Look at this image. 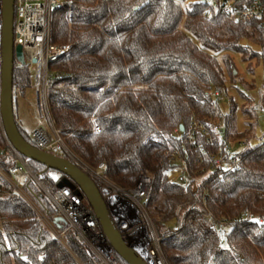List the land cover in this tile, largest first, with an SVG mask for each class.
Listing matches in <instances>:
<instances>
[{"label": "trees", "instance_id": "1", "mask_svg": "<svg viewBox=\"0 0 264 264\" xmlns=\"http://www.w3.org/2000/svg\"><path fill=\"white\" fill-rule=\"evenodd\" d=\"M50 41L70 45L49 63L64 74L46 92L54 127L82 163L104 162L112 184L129 189L141 175L151 178L144 206L166 262L264 264V136L250 144L249 120L263 114L256 104L243 108L248 121L237 131L233 100L228 112L219 105L227 97L225 74L236 76L228 51L244 61L257 58L264 87V28L215 13L201 0H61L51 12ZM213 53H221L225 71ZM12 76L15 122L35 146L14 99L16 89L33 84L30 69L14 63ZM21 158L37 178L62 176ZM17 164L0 122V171L10 174ZM179 164L185 187L167 175ZM22 190L52 223L54 207L35 182L28 178ZM36 209L0 175V264L96 263L71 231L62 245ZM112 252L115 264H127Z\"/></svg>", "mask_w": 264, "mask_h": 264}, {"label": "built area", "instance_id": "2", "mask_svg": "<svg viewBox=\"0 0 264 264\" xmlns=\"http://www.w3.org/2000/svg\"><path fill=\"white\" fill-rule=\"evenodd\" d=\"M60 1L14 0L13 45H20L22 48L24 59L22 66L34 69L33 88L36 91L37 101L40 107L43 108L49 124V129L41 124L34 127L29 132L30 138L37 148L54 155L67 156L91 178L100 182L103 197L113 216L120 221L119 229L126 230L124 235L129 243L145 250L149 259L152 260V264H168L161 251L160 238L156 236L144 206L148 201L151 178L148 175H141L135 186L129 189L112 184L104 177L106 164L101 162L95 168H91L82 163L65 145L59 131L52 123L46 92L53 85L54 79L62 77L64 74L51 71L49 63L55 61L70 49L69 44H53L50 41L51 12ZM201 1L215 13H223L233 19L252 20L264 28V0ZM215 95L219 94L216 92ZM224 96H226L225 93ZM254 110L264 115L263 104H256ZM192 125L203 129L205 134L207 133L202 125L195 122ZM94 129L97 132L100 130L99 126H94ZM215 130L218 133L220 132L218 127H215ZM208 141L210 142V139ZM7 145L16 154L18 164L10 169V174L0 171V175L23 197L25 194L22 190L23 184L28 178L35 182L40 192L52 203L54 216L63 218V222H59L60 227L48 221L49 226L47 227L54 237L66 247L63 235L67 231H71L76 241L87 246L95 255V264H115L113 252L109 251L108 242L95 218L92 207L86 199L68 187H58L57 182H53L48 178L34 176L24 160L8 142ZM225 168L233 170L234 164L227 162ZM173 171L178 172L174 180L179 178L181 186L185 187L187 180L184 176L185 171L182 164L168 170L167 175L169 176ZM206 216L210 218L211 215L208 213ZM142 222L146 227H140ZM216 233L221 236V228L217 227ZM77 262L81 264L78 260Z\"/></svg>", "mask_w": 264, "mask_h": 264}, {"label": "water", "instance_id": "3", "mask_svg": "<svg viewBox=\"0 0 264 264\" xmlns=\"http://www.w3.org/2000/svg\"><path fill=\"white\" fill-rule=\"evenodd\" d=\"M14 0H0V122L6 140L22 157L34 160L59 172L58 187H68L86 199L106 238L109 251H114L127 264H152L147 252L133 246L120 230V221L111 213L101 191L91 178L74 161L43 151L27 142L20 134L13 103L12 73L14 63L24 64L22 48L13 45ZM182 129V126H180ZM63 218L58 216L53 223L60 227Z\"/></svg>", "mask_w": 264, "mask_h": 264}, {"label": "rangeland", "instance_id": "4", "mask_svg": "<svg viewBox=\"0 0 264 264\" xmlns=\"http://www.w3.org/2000/svg\"><path fill=\"white\" fill-rule=\"evenodd\" d=\"M250 48L252 51L259 50V48L254 44L251 45ZM213 54L217 57L220 66L225 71V66L222 60L221 53H213ZM228 55L234 65L233 72L236 76L233 80H231L227 75V73L225 74V78H226L225 87H226L227 97L222 98L219 102V105L222 112H228L229 99L231 98L233 100L235 104V117H236L235 127L237 131H242L244 129L245 121H248V118L242 114V109L245 107H250L251 105L254 104H258L259 95L264 90L263 68L257 58H252L244 61L242 59V55L234 51H228ZM30 74L33 83V79H34L33 68H30ZM244 97L248 99H244ZM18 102H19V106L17 112L19 116L24 117L25 119L24 125L26 126L27 129H29L32 125L38 123H40L45 128L49 129V124L46 120L45 112L43 108L40 107V104L37 101V95L35 89L33 88V84L26 89L22 100L20 97V100ZM249 120L254 122V129H253L254 137L250 141V144L255 145L258 142H260L262 140V137L264 136V115H258L256 119L252 118ZM232 149H235V146H233ZM55 175L57 176V174ZM177 175L178 172L173 171L169 176L171 180H174ZM7 180L9 181L8 178ZM24 197L23 198L33 208L36 209L35 205L25 194ZM36 211L39 214L40 219L44 221L45 225L49 226L48 221L45 220V218L39 213L37 209ZM262 217H264V214L262 215ZM140 227H146V226L142 222Z\"/></svg>", "mask_w": 264, "mask_h": 264}, {"label": "crops", "instance_id": "5", "mask_svg": "<svg viewBox=\"0 0 264 264\" xmlns=\"http://www.w3.org/2000/svg\"><path fill=\"white\" fill-rule=\"evenodd\" d=\"M26 89H24L22 91L19 90V89H16V92L14 94V96H15L14 97V99H15V114H16V117H17V120H18L20 126L24 130H26L27 132H30L34 127H36L37 125H40V123L35 124V125H32L29 129H27L26 126L24 125V121H25L24 117L23 116H19L18 115V112H17V109H18V106H19V102L18 101L20 100V97H21V100H22V98H23V96L25 94Z\"/></svg>", "mask_w": 264, "mask_h": 264}, {"label": "snow or ice", "instance_id": "6", "mask_svg": "<svg viewBox=\"0 0 264 264\" xmlns=\"http://www.w3.org/2000/svg\"><path fill=\"white\" fill-rule=\"evenodd\" d=\"M222 247H227V245H222Z\"/></svg>", "mask_w": 264, "mask_h": 264}]
</instances>
